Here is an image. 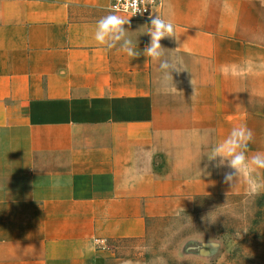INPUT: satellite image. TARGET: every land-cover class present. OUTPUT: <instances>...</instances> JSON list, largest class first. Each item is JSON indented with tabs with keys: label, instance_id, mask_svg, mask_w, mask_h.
I'll list each match as a JSON object with an SVG mask.
<instances>
[{
	"label": "crops",
	"instance_id": "obj_1",
	"mask_svg": "<svg viewBox=\"0 0 264 264\" xmlns=\"http://www.w3.org/2000/svg\"><path fill=\"white\" fill-rule=\"evenodd\" d=\"M110 6L0 0V264H144L97 240L250 191L206 155L240 125L264 152V0H163L173 81L143 55L150 18L126 25L137 59L97 44Z\"/></svg>",
	"mask_w": 264,
	"mask_h": 264
},
{
	"label": "rangeland",
	"instance_id": "obj_2",
	"mask_svg": "<svg viewBox=\"0 0 264 264\" xmlns=\"http://www.w3.org/2000/svg\"><path fill=\"white\" fill-rule=\"evenodd\" d=\"M97 246L144 264H264V190L200 196L192 211L151 220L141 240Z\"/></svg>",
	"mask_w": 264,
	"mask_h": 264
},
{
	"label": "clouds",
	"instance_id": "obj_3",
	"mask_svg": "<svg viewBox=\"0 0 264 264\" xmlns=\"http://www.w3.org/2000/svg\"><path fill=\"white\" fill-rule=\"evenodd\" d=\"M149 2L154 3L155 0H126V7L131 8L132 16H134L146 11L147 7L142 9L141 5ZM129 20L130 18L117 14L101 17L95 25L94 40L98 45L107 49H117L130 58H139L140 52L136 50L137 46L133 43L128 28H126ZM146 33L150 36V43L143 49V55L151 58L153 62H158L165 79L173 81L172 72L181 70L165 58L166 49L161 44L164 38H175L173 23L160 15L151 16ZM253 138L252 130L246 125L233 127L228 136L217 142L206 156L209 162L218 159L217 167L227 164L232 170L225 173L224 182L226 184L232 186L234 181L242 177L252 193H259L264 190V178L260 174V170H264V152L247 155L249 143L253 141ZM58 186V183L53 185V187Z\"/></svg>",
	"mask_w": 264,
	"mask_h": 264
},
{
	"label": "built area",
	"instance_id": "obj_4",
	"mask_svg": "<svg viewBox=\"0 0 264 264\" xmlns=\"http://www.w3.org/2000/svg\"><path fill=\"white\" fill-rule=\"evenodd\" d=\"M163 4V0H155L154 3H147L146 5H141V8L147 7V10L142 14L137 13L132 16L131 8L126 7V0H111V10L116 14L121 16L130 18L131 20H144L150 18L156 10H158ZM97 244L101 246L103 249H106V241L105 240H97Z\"/></svg>",
	"mask_w": 264,
	"mask_h": 264
}]
</instances>
